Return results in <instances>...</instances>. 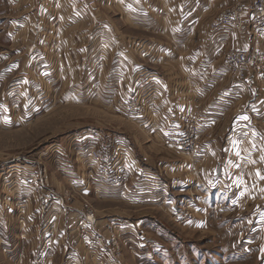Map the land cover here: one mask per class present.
Segmentation results:
<instances>
[{
	"label": "rangeland",
	"instance_id": "obj_1",
	"mask_svg": "<svg viewBox=\"0 0 264 264\" xmlns=\"http://www.w3.org/2000/svg\"><path fill=\"white\" fill-rule=\"evenodd\" d=\"M253 1L0 0V264H264L254 106L159 101L235 51L264 79Z\"/></svg>",
	"mask_w": 264,
	"mask_h": 264
},
{
	"label": "crops",
	"instance_id": "obj_2",
	"mask_svg": "<svg viewBox=\"0 0 264 264\" xmlns=\"http://www.w3.org/2000/svg\"><path fill=\"white\" fill-rule=\"evenodd\" d=\"M166 1L171 2V0ZM234 1L235 0H215V6H228ZM225 69L221 63L211 66H202V69L198 70L200 73L199 77L195 78L192 77V64L185 65L179 67V71L181 70L184 75L180 80L177 75L178 69L171 68L167 74L169 82L166 84L164 83V80L157 75L156 77L159 83L156 84L162 85L164 83V86L168 91L167 97H164V94H162V99H159L160 103L163 101H172L190 105L207 98L210 103L214 104V107H216V105H220L218 108L223 107V110L228 108L229 110L227 111L231 113L230 118L236 115L233 114V112H237L236 109L240 103H246L247 105L251 104L250 106L253 105L254 110H248L246 115L237 117L236 120L240 121L243 117H247L249 119H254L255 121H262V123L257 124L260 128L256 130V133L264 139V79L257 77L255 79L248 80L246 84L241 83L244 85H239L232 81L230 75L229 79L224 77V73L230 74L229 71ZM239 92L241 95H238L240 94ZM169 94H172L173 98H171V95ZM168 117L171 118L170 115H168ZM157 118L163 121H169L172 119H165L163 115L159 114L157 115ZM235 130H240L241 133L245 131L248 132L247 128H237ZM255 198L256 195H251L250 198L248 196L246 203L249 204L250 202L251 207H254ZM247 200L249 202H247Z\"/></svg>",
	"mask_w": 264,
	"mask_h": 264
},
{
	"label": "built area",
	"instance_id": "obj_3",
	"mask_svg": "<svg viewBox=\"0 0 264 264\" xmlns=\"http://www.w3.org/2000/svg\"><path fill=\"white\" fill-rule=\"evenodd\" d=\"M249 11L252 13V17L254 16L255 24L257 29L260 31H264V0H254ZM236 13V11H235ZM232 16V11H225L219 19L212 25V29L218 30L220 26L227 23L228 19ZM236 17V15H235ZM242 32L245 29L242 27ZM255 59L250 58L246 51H235L229 53L226 56L225 67L229 71L232 81L236 84L246 83L248 80V72L251 71H260L259 68L256 67ZM197 131H195L196 133ZM194 136L196 134H193ZM194 139L190 140L188 143H184L181 146L182 149L190 152L194 151L195 148Z\"/></svg>",
	"mask_w": 264,
	"mask_h": 264
},
{
	"label": "snow or ice",
	"instance_id": "obj_4",
	"mask_svg": "<svg viewBox=\"0 0 264 264\" xmlns=\"http://www.w3.org/2000/svg\"><path fill=\"white\" fill-rule=\"evenodd\" d=\"M243 119H247V117H243Z\"/></svg>",
	"mask_w": 264,
	"mask_h": 264
}]
</instances>
